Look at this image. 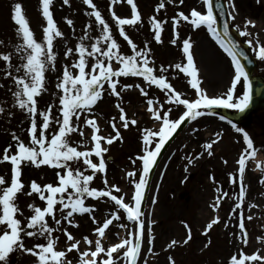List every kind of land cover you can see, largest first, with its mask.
<instances>
[{"label": "snow or ice", "instance_id": "6c2138e0", "mask_svg": "<svg viewBox=\"0 0 264 264\" xmlns=\"http://www.w3.org/2000/svg\"><path fill=\"white\" fill-rule=\"evenodd\" d=\"M83 2L91 8L86 14L94 17L99 35L95 38L90 35L93 28V22L90 21L85 26L84 35L79 38L80 42L75 48H66L65 57L76 58L71 63L63 65L62 74L56 78L55 91L51 92L55 103H47L44 107L40 106V98L50 91L46 73L49 70L53 72L58 70L57 53L54 51L57 46L55 42L58 38H63L65 33L58 27L53 16L54 0H40L41 14L46 25L42 29V40L39 41L30 26L23 3L17 0L11 6L10 19L16 26L15 35L21 41L14 45L15 53L20 54L22 63L18 66L14 65L11 52H0V60L6 62L9 69L14 68L15 74L12 71L7 72L14 85V90L10 89L14 100L12 108H18L26 113L28 127L22 129L27 132V142L16 131H12V143L7 144L0 154V164L5 162L10 164V177L6 178L5 175L0 174V264H10V257L16 252L34 257L33 264H139L141 259L143 264H149L148 258L143 255V245L147 230V253L156 255L152 247L154 240L152 225L155 221L148 220L146 223L142 201L146 198L150 174L162 148L186 118L195 121L198 117L208 114L205 110L218 107L234 109L242 113L252 102L253 83L240 60L243 53H238L237 46L229 44L218 32L214 0H202L205 11L197 7H192L188 14L183 10L178 11L171 18L173 38L170 43L178 44L180 32L177 29L182 21L190 24L193 29L206 27L207 32L231 58L234 68L230 86L223 95L216 96H210L207 90L201 87L202 79L198 77L199 69L195 65L191 51V37L182 40V52L186 57V63L177 62L167 66L161 64L157 69L152 56L153 49L149 47L150 41H144L143 47H140L126 31L125 26L135 27L143 23L141 10L135 0H127V4L131 6L130 17H122L111 10V5L119 4L121 0H110L111 18L116 22L119 37L130 46L131 54L122 50L121 42L114 34L109 21L102 15L97 3L94 0H83ZM178 3L183 5L185 0H178ZM69 4L70 0H63V5ZM167 4H177V0H159L155 11L159 13L166 9ZM215 7H220L218 0ZM65 20L69 26L74 24L70 18L65 17ZM149 23L153 40L156 43H163L162 33L168 21L153 15L149 18ZM223 32L225 36L228 35L227 22L224 23ZM245 34L240 32L241 36ZM86 39L89 41L94 39V42L86 44L84 43ZM248 43L251 45L253 42L249 40ZM256 43L258 50H255V55L264 61V43L259 40ZM0 46L6 47L4 40H0ZM170 68L190 78L188 83L195 90L194 99L182 98L183 93L173 87L166 75ZM122 77L142 78L143 82L125 83L121 80ZM241 82L243 90L237 95L238 85H241ZM152 86L165 93L169 104L183 106L184 110L178 119H172L171 108H166L158 98L147 99V111L159 127L155 130L152 128L141 130L142 154L138 155L137 159L142 162V169L138 180L130 181L134 185V192L126 202V194L121 195V188L115 183H110L108 179L105 153L109 152V148L104 145L123 141L121 128L128 130L130 125L138 124L135 118L127 116L122 105V93L135 88L142 96L148 97V89ZM3 87L4 85L0 84V88ZM105 95L118 98L115 107L119 112V126L117 118L113 117L110 125L114 134L108 135L102 134L97 114L94 113L95 106L103 101ZM0 114L8 117L14 115L4 106H0ZM220 119L225 120L226 117L220 116ZM228 123L237 133L243 134V141L246 144L237 161L238 172L229 173L231 182L239 185V202L232 209V215H235L237 209L243 205L247 192L246 159L248 156H254L257 149L254 148L253 138L248 131L238 127L231 120H228ZM85 127L92 129L90 138L85 135ZM74 134L84 139L73 142ZM221 139V133L218 132L215 140L204 145L208 156L213 155V145ZM132 163L136 164V160H132ZM188 163H192V160L189 159ZM224 163L227 164V160ZM42 166L55 171L56 181L41 184L36 179H32L26 185L23 180L24 169L26 167L40 169ZM97 174L103 175L104 187L92 186ZM136 175L135 170L127 172L128 177H136ZM260 183L264 184V179H261ZM216 191L221 190L217 188ZM19 194L28 197L35 194L44 205L38 206L34 201L28 203L27 208L32 214L25 216L18 203ZM228 195L229 193L225 191L223 196H218L213 208L218 209L221 199ZM89 198L96 201L110 199L116 211L101 223L94 214L97 205L86 203ZM152 203H156L155 197L152 198ZM255 206L250 205V207ZM120 210L126 215L127 222L119 224L120 228L125 229V235L121 237L116 233L118 239L105 246L104 240L107 238L109 226L114 220L122 219ZM85 214H89L93 224L96 225L93 229L96 235L94 240L88 235H84L82 240L77 239L62 225V221H66L68 225L78 228L79 222L75 217ZM49 218L54 222L55 227L49 223ZM220 219L219 215L211 219L204 228V233L207 235ZM252 219V215L245 216L243 212L239 213L240 246L230 256L228 264H264V250L257 248L250 254L244 250V246L250 243L246 221ZM185 227L188 225L186 224ZM225 227L228 225L225 224ZM56 232H63L66 237L67 244L62 249L58 247L60 237L54 235ZM28 238H36V242L28 246L26 243ZM191 239V229L188 228V236L182 243L187 245ZM257 239L264 243V236H259ZM82 242L87 245L83 250ZM180 243L181 241L173 239L168 244V248ZM211 243L209 239L205 247ZM72 253L77 255L71 256ZM168 260L171 264H175L171 256Z\"/></svg>", "mask_w": 264, "mask_h": 264}, {"label": "rangeland", "instance_id": "374dc122", "mask_svg": "<svg viewBox=\"0 0 264 264\" xmlns=\"http://www.w3.org/2000/svg\"><path fill=\"white\" fill-rule=\"evenodd\" d=\"M230 16L232 19V27L238 33L245 32L241 36L244 42L251 40L250 50L257 60V68L254 76L264 79V61H261L256 55L258 50L257 40L264 43V0H227ZM17 0H0V40L5 41V46H0V52L13 53L12 63L20 65V54L15 53L14 45L21 41L15 35V25L10 19L11 6ZM26 10L30 26L35 33L37 40H42L43 26L46 21L43 19L40 9V0H20ZM102 15L107 19L113 28V32L117 39L121 42L122 50L131 54L130 46L119 37L116 22L111 18L110 0H94ZM142 14V24L135 27L125 26L130 37L140 47H143L144 41H150L149 47L153 49L152 56L155 59L157 69L159 65L165 66L175 64L177 62L186 63V57L182 52V40L191 37L194 62L199 69L198 77L202 79L201 87L207 90L210 96L223 95L230 86V80L234 75V68L231 64V58L223 51L216 40L207 32L206 27L193 29L187 22H181L179 28L180 40L177 45H172L170 40L173 38V29L171 18L178 11L189 13L192 7H197L201 11H205V5L202 0H185L183 5L167 4L166 9L159 13L155 11L159 0H135ZM234 5V7H233ZM111 10L117 12L122 17H130L131 6L127 4V0H121L119 4L111 5ZM91 11L90 6L84 4L83 0H70L69 5H63V0H54L53 16L58 23V27L65 33L63 38H58L55 42L57 46L54 51L57 53V71L49 70L46 76L49 80L48 99L53 103L51 92L55 91V83L57 76L62 74L63 65L71 63L75 56L65 57L64 53L67 47H73L80 42L79 38L84 35L85 26L92 21L93 28L90 35L95 38L99 35V28L96 26L94 17H89L86 13ZM156 15L158 18L168 21L162 33L163 43H156L152 37V29L150 27L149 18ZM65 17L74 21L72 26L66 23ZM163 17V18H162ZM250 22V23H249ZM66 41V43H65ZM94 39L85 40L84 43L90 44ZM9 69L7 63L0 60V84L4 87L0 88V106H4L6 110L14 113L8 117L0 114V154L7 144L12 143L11 133L16 131L27 142L28 120L26 113L21 112L18 108H12L14 100L10 89L14 90L11 78L7 76ZM173 84V87L183 93L182 98H195V90L191 88L185 74L180 73L173 68L169 69L166 74ZM125 83H142V78L122 77ZM242 82L238 85L237 95L242 93ZM149 96L144 97L138 89H129L122 93V105L125 107L127 116L135 118L137 125H130L128 130L121 128L123 141H114L112 145H104L109 148V152L105 153L106 160L112 157V162H107V175L110 183H115L121 188V195L126 194V202L134 192V185L131 180H138L142 162L137 156L142 154L141 130L144 128L158 129L159 125L147 111V99L158 98L166 108H171L170 118H179L182 114L183 106L169 104L164 92L156 86H152ZM40 98V106L43 107ZM116 97L105 95L102 102L98 103L94 108L97 114V120L102 130V134H114L110 122L113 117L117 118L119 126V112L115 104ZM224 109L231 113L238 112L234 109L224 107L205 110L208 114L198 117L197 120H190L189 125L180 133V135L170 145L167 153L162 158L160 164L155 170L154 179L151 190L146 199L145 219L153 220L152 225L153 251L156 255L147 253V230L145 231V241L143 245V255L148 258L149 264H171L168 257L171 256L175 264H228L230 256L237 251L239 245L238 237L240 235L238 229L239 213L243 212L245 216L252 215L251 221H246V226L250 233V243L244 246L246 253H252L257 248L264 250V243H261L257 237L264 236V184L260 183L264 179V110L250 117L248 126L245 130L249 132L254 141V148L257 149L254 156H248L246 159L245 184L247 192L244 203L241 208L237 209V213L232 215V209L239 202V185L233 184L230 180L229 173L236 174L238 172V159L246 147L243 141V134L237 133L228 120H221L220 116H224ZM83 126V123H82ZM243 128V127H242ZM221 133L222 139L213 145V155L208 156L204 148L206 143L216 139V133ZM92 129L85 127V135L90 138ZM73 142L80 141L84 138L78 134H74ZM91 146V145H89ZM154 147V144H153ZM203 153V155H201ZM96 158L94 157V160ZM136 160V164L132 160ZM189 159L192 163H188ZM227 160V164L224 161ZM135 170L136 177H128L127 172ZM0 174L10 177V164L5 162L0 164ZM214 178V179H213ZM32 179H36L39 183L55 182V171L47 166L40 169L34 167H26L23 172V180L30 183ZM10 182V181H9ZM97 188L104 187L103 175L97 174L93 185ZM219 188L221 191L217 192ZM27 190V188H26ZM227 191L229 195L223 197L220 201L218 209L213 208L218 196H223V192ZM114 194H116L114 192ZM186 194V198L181 197ZM156 198V203H152V198ZM35 202L38 206H43L38 196L28 197L19 194L18 203L24 211L25 216L31 215V211L27 208L28 203ZM86 203L96 204L97 210L94 213L97 220L101 223L103 219L108 218L113 211H116L114 203L110 199L93 200L89 198ZM250 205H256L250 207ZM58 218H59V214ZM122 219L113 221L107 230V238L104 240L105 246L109 242H115L119 233L121 237L125 235V229L119 227L120 223H125L126 215L120 210ZM219 215L220 221L206 235L204 228L211 219ZM79 227L68 225L66 221H62L63 227L68 228L77 239H81L84 235H88L91 239H96L93 224L89 214L83 216L76 215ZM49 223L55 227V224L49 218ZM188 227H185V225ZM225 224L228 227H225ZM188 228L191 229L192 239L187 245L182 241L188 236ZM54 235L60 237L58 247L64 248L67 240L63 232H56ZM181 241L180 244L173 248H168V244L173 240ZM212 243L205 247L208 240ZM36 242V238H28L26 243L31 246ZM87 245L81 244L83 250ZM76 256V253L70 254ZM34 257L22 252H16L10 257V264H33ZM143 264V261L139 262Z\"/></svg>", "mask_w": 264, "mask_h": 264}, {"label": "water", "instance_id": "95a60500", "mask_svg": "<svg viewBox=\"0 0 264 264\" xmlns=\"http://www.w3.org/2000/svg\"><path fill=\"white\" fill-rule=\"evenodd\" d=\"M217 3V0H214V11L215 15L218 20V30L221 33V35L226 39V41L229 44H235L237 46L238 53L242 52L243 55L240 56L241 62L245 65V69L248 71L249 75H252L254 72V69L256 68V62L252 59L250 52L248 51L247 47L243 45L240 42V37L238 34L230 28V18L228 15L227 6L225 3V0H218V3L220 4V7H215V4ZM229 24V32L228 35H224L223 32V26L224 23ZM247 57V59H245ZM253 93H252V102L250 106L242 112L240 115L234 116V115H228V117L232 120L237 121L238 123L246 121V119L254 114L255 112L264 109V82L258 78H255L253 81ZM188 124V121L183 123L177 133L173 136V138L166 144L164 150L162 151L159 160L161 156L165 153V151L168 149L170 144L176 139V137L179 135V133L184 129V127ZM158 160V161H159ZM152 178V173L150 174V180ZM149 180V183H150Z\"/></svg>", "mask_w": 264, "mask_h": 264}, {"label": "trees", "instance_id": "16d2710c", "mask_svg": "<svg viewBox=\"0 0 264 264\" xmlns=\"http://www.w3.org/2000/svg\"><path fill=\"white\" fill-rule=\"evenodd\" d=\"M52 99H54V98L52 97ZM47 103H53V102H52V100H51V99H49L48 101L44 102V104H43V105L45 106Z\"/></svg>", "mask_w": 264, "mask_h": 264}]
</instances>
